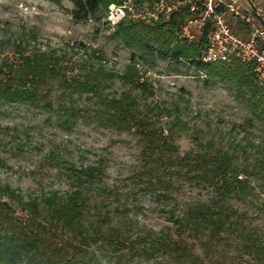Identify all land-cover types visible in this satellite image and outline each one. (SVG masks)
<instances>
[{"label": "trees", "instance_id": "16d2710c", "mask_svg": "<svg viewBox=\"0 0 264 264\" xmlns=\"http://www.w3.org/2000/svg\"><path fill=\"white\" fill-rule=\"evenodd\" d=\"M67 1L73 5V20L84 22L99 19L111 4L123 0ZM189 15L183 9L154 26L129 19L116 25L112 38L131 52L122 74L105 72L96 52H84L86 59L70 72L66 56L52 51H19L23 53L17 61L0 59V107L37 109L56 116L64 127L90 120L120 132L135 130L141 137V165L133 177L137 189L129 194H151L165 202L172 223L159 232L136 230L127 216L130 195L108 185L104 164H71L70 189L63 193L26 196L0 183V264H264V229L254 226L239 206L264 195V88L252 67L237 59L202 61L208 30L197 43L179 36ZM159 60L193 68L207 80L235 88L250 111L242 127L245 145L238 143L233 150L207 141L180 155L171 134H165L171 126L164 130L155 122L161 112L171 116L169 108L156 105L144 111L131 91L121 96L104 93L118 78L154 95L137 65L155 66ZM256 122L261 124L257 142L248 138ZM186 183L208 195L181 205L174 192Z\"/></svg>", "mask_w": 264, "mask_h": 264}, {"label": "rangeland", "instance_id": "374dc122", "mask_svg": "<svg viewBox=\"0 0 264 264\" xmlns=\"http://www.w3.org/2000/svg\"><path fill=\"white\" fill-rule=\"evenodd\" d=\"M259 1L264 5V0ZM241 5L249 9L246 0L241 1ZM72 9L73 5L67 0L59 3L0 0V59L17 61L23 52L52 51L66 56L65 67L70 72L76 62L86 59L84 52H96L102 59L98 65L105 72L124 73L131 52L112 38L115 26L106 23V13L99 19L76 22L71 16ZM262 13L264 15V8ZM196 35L199 37L198 33ZM137 68L143 79L148 80L154 95L149 94V89L141 91L124 85L118 78L109 83L104 93L121 96L131 91L144 111L156 105L169 108L172 115L164 116L161 112L155 122L164 130L171 126L165 134H171L180 155L198 150L201 143L207 141L233 150L238 143L245 145L247 136L242 127L250 111L231 85L207 80L202 72L193 68H176L160 60L155 66L139 62ZM260 127L256 122L255 128L248 129L250 141L261 139ZM140 139L135 130L120 132L90 120L64 127L56 116L40 110L23 105L1 106L0 183L26 196L48 194L53 190L63 193L70 189L69 165L102 163L106 167L108 185L129 194L133 187L137 189L133 177L141 165ZM239 156L242 157L240 151ZM176 187L174 199L181 205L208 195L188 183ZM239 206L248 213L254 226L264 229V195L254 203ZM167 211L166 203L151 194L139 192L136 198L130 195L127 216L136 230L159 232L172 227ZM198 251L202 253L201 249ZM132 264L156 262L134 260Z\"/></svg>", "mask_w": 264, "mask_h": 264}, {"label": "built area", "instance_id": "2783aa9c", "mask_svg": "<svg viewBox=\"0 0 264 264\" xmlns=\"http://www.w3.org/2000/svg\"><path fill=\"white\" fill-rule=\"evenodd\" d=\"M241 1L244 0H123L109 6L105 21L116 26L129 19L154 26L188 9L190 15L180 27L179 36L197 43L208 30L202 61L229 63L237 59L252 67L264 88V17L252 0H246L248 10L243 9ZM230 17L244 27L245 34L234 28Z\"/></svg>", "mask_w": 264, "mask_h": 264}, {"label": "crops", "instance_id": "0c3cea01", "mask_svg": "<svg viewBox=\"0 0 264 264\" xmlns=\"http://www.w3.org/2000/svg\"><path fill=\"white\" fill-rule=\"evenodd\" d=\"M253 2H254V4H255V6H256V9H257V11L259 12V13H261V15L264 17V15H263V13H262V10H263V8H264V5H262V4H260V2L261 1H259V2H257V0H252ZM260 6H262V9H261V7ZM243 7V9L244 10H248L246 7H244V5L242 6ZM230 19V22H231V24H233V26H234V28H236V30L239 32V33H241V34H245V29H244V27L242 26V25H237L238 24V21L237 20H235L234 18H229ZM237 25V26H236Z\"/></svg>", "mask_w": 264, "mask_h": 264}]
</instances>
